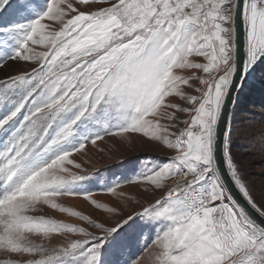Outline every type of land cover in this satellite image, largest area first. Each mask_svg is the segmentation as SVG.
<instances>
[{"label":"snow or ice","instance_id":"obj_1","mask_svg":"<svg viewBox=\"0 0 264 264\" xmlns=\"http://www.w3.org/2000/svg\"><path fill=\"white\" fill-rule=\"evenodd\" d=\"M12 8L0 0V68L37 67L0 78L5 264H104L105 243L137 216L159 228L153 264H264V223L232 187L261 218L264 207L241 179L230 125L220 131L226 101L264 64V0H46L27 23L2 15ZM125 133L169 152L129 181L165 195L105 227L59 201L81 197L94 212L118 214L75 190L90 176L70 157ZM120 186L107 191L122 196ZM42 206L80 225L36 215Z\"/></svg>","mask_w":264,"mask_h":264},{"label":"rangeland","instance_id":"obj_2","mask_svg":"<svg viewBox=\"0 0 264 264\" xmlns=\"http://www.w3.org/2000/svg\"><path fill=\"white\" fill-rule=\"evenodd\" d=\"M9 2L13 4V8L2 15L15 22L27 23L33 18L32 15L44 8L46 0H9ZM26 2L30 7L26 11H21L19 6ZM9 52L10 49L6 50L5 58ZM33 67L37 65L23 61H7L0 68V78L31 72ZM170 99L181 106H187L178 98ZM229 125L231 154L241 179L258 206L264 207V64L257 67L245 86L240 89ZM168 156L169 152L166 149L158 144L148 143L136 134L104 136L95 145L89 143L81 152L74 153L70 157L81 164L83 171L80 174L90 176L75 190L93 192V199L108 207H115L118 214L101 215L98 211L94 212L88 202L81 197H64L59 202L73 211L103 221L105 227L116 226L117 222H122L127 215H135L165 195L163 190H153L145 183L129 181L139 179L147 171L145 166L149 162L159 164ZM116 183L121 184L116 191L122 193V196L107 191ZM36 215L80 225V221L76 218L68 217L47 206H42L41 211ZM158 231L159 228L148 225L141 217H134L120 228L115 237H110L105 243L104 264H134L135 261H139V264H153L155 249L150 241ZM61 239L63 238H56L51 242V246ZM32 240L34 243L49 245L47 240L42 241L37 237H32ZM6 260L7 256L0 253V264H5Z\"/></svg>","mask_w":264,"mask_h":264},{"label":"water","instance_id":"obj_3","mask_svg":"<svg viewBox=\"0 0 264 264\" xmlns=\"http://www.w3.org/2000/svg\"><path fill=\"white\" fill-rule=\"evenodd\" d=\"M240 89L237 92H233V102L232 100H228L226 101V109H225V113L224 116L222 118V124H221V133L223 132V125L224 123H230V118H231V114L232 111L234 110V106L236 104L238 95H239ZM232 195L234 196V198L240 203V205H242L244 208L247 209V211L258 221L261 223H264V218L259 217V215L257 213H255V211L253 209H251V207L249 205H247V202L244 200V198L242 197V195L238 192V190H236L234 187H232Z\"/></svg>","mask_w":264,"mask_h":264}]
</instances>
